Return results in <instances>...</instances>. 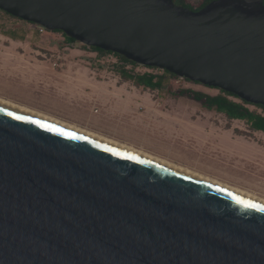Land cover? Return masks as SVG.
<instances>
[{
	"label": "water",
	"instance_id": "water-1",
	"mask_svg": "<svg viewBox=\"0 0 264 264\" xmlns=\"http://www.w3.org/2000/svg\"><path fill=\"white\" fill-rule=\"evenodd\" d=\"M0 11L264 107V0ZM0 264H264V205L0 104Z\"/></svg>",
	"mask_w": 264,
	"mask_h": 264
},
{
	"label": "rangeland",
	"instance_id": "rangeland-1",
	"mask_svg": "<svg viewBox=\"0 0 264 264\" xmlns=\"http://www.w3.org/2000/svg\"><path fill=\"white\" fill-rule=\"evenodd\" d=\"M184 1L197 7L202 0ZM11 17L0 11V31L15 30L24 41L9 50L0 45V98L264 198V133L169 92L217 95L219 89L171 76L160 89L134 87L119 77L114 55ZM39 59L43 68L31 65ZM63 68L67 75L56 72Z\"/></svg>",
	"mask_w": 264,
	"mask_h": 264
},
{
	"label": "trees",
	"instance_id": "trees-1",
	"mask_svg": "<svg viewBox=\"0 0 264 264\" xmlns=\"http://www.w3.org/2000/svg\"><path fill=\"white\" fill-rule=\"evenodd\" d=\"M210 0H202L200 4L197 7L192 6L191 4L185 2L184 0H174L176 4L179 5H185L193 10H198L202 6H204L206 3H208ZM7 14V13H6ZM9 17L11 15L7 14ZM12 19H17L23 23L26 24H32L27 21H22L19 18L11 17ZM34 25V24H33ZM35 26V25H34ZM37 29V27H35ZM52 32V31H51ZM53 32H59L61 33L65 40L69 43L76 42L74 39L68 37L66 34H64L61 31H53ZM0 33H3L5 35H8L9 37L15 39H24V37L17 36L15 34V30H5L0 31ZM92 51H95L97 53H106V54H112L114 55L120 62L117 63L116 71L119 74V77L121 80L124 81H131L132 84L136 87H142L143 89H149V90H155L160 89L163 81L168 77H174L177 78L175 75L163 71L162 74H154L149 72H130V69L133 67H139L136 63L127 60L126 58L116 54L112 53L110 51H105L97 47H89ZM148 67V66H145ZM154 68V67H149ZM184 79V78H183ZM187 80V79H185ZM220 94L217 95H209L204 94L202 92H192L187 90H176L171 89L169 92L173 95H188L191 98L195 99L200 103V105L207 109V110H215L216 112L224 114L228 119L230 120H244L252 130L261 131L264 133V115H262L259 112L250 110L246 104L247 102L240 100L237 98L234 94L219 90ZM231 97L239 99L238 101L233 100ZM258 108L261 109L262 112H264V107L261 105H255Z\"/></svg>",
	"mask_w": 264,
	"mask_h": 264
},
{
	"label": "bare ground",
	"instance_id": "bare-ground-1",
	"mask_svg": "<svg viewBox=\"0 0 264 264\" xmlns=\"http://www.w3.org/2000/svg\"><path fill=\"white\" fill-rule=\"evenodd\" d=\"M0 104L3 105V106H6V107L12 108L14 110L23 112L25 114L31 115L33 117L39 118L41 120L47 121L49 123L55 124L57 126L63 127L65 129L71 130L73 132L79 133L81 135L87 136L89 138L95 139L97 141H100L102 143L108 144L110 146L116 147L118 149H121L123 151L129 152L131 154L137 155L139 157H142L144 159L150 160L152 162H155L157 164L163 165L165 167L171 168V169L176 170L178 172H181L183 174L189 175L191 177H194L196 179H199L201 181H204L206 183L212 184L214 186H217L219 188H222L224 190L230 191L232 193H235L237 195L243 196L245 198H248L250 200L256 201V202L261 203V204L264 205V198H260L258 196H255V195H253L252 193H249L246 190H243V189L237 188V187H233V186H230L228 184H225V183L219 182L217 180L211 179L209 177L203 176V175L199 174V172H194V171H192L190 169H187L185 167L173 165L172 163H169L168 161H165L163 159H160L158 157L150 155V154H148L146 152L133 149L131 146H127L125 144L119 143V142H117V141H115L113 139L101 136V135L96 134V133H94L92 131H89V130H85V129L76 127L74 125L68 124L67 122L65 123L63 121H59V120L54 119L52 117L46 116L43 113L41 114L39 112H36V111L32 110V108L30 109V108L18 105L16 103L12 102V101L5 100V99H2V98H0Z\"/></svg>",
	"mask_w": 264,
	"mask_h": 264
},
{
	"label": "crops",
	"instance_id": "crops-1",
	"mask_svg": "<svg viewBox=\"0 0 264 264\" xmlns=\"http://www.w3.org/2000/svg\"><path fill=\"white\" fill-rule=\"evenodd\" d=\"M0 40H1V42L2 43H0V45H1V47H3V49H6V50H9V49H11V47L10 46H12V45H14L15 43H21L22 41H24V39H19V38H15V39H13V38H11V37H9L8 35H5V34H3V33H0ZM5 41V42H4ZM5 44H9L8 46H6ZM4 45H5V47H4ZM31 62H34V63H31V65L32 66H34V67H41V68H43V60L42 59H39V60H36V61H31ZM57 73H59V74H61V75H67L68 74V70H67V68H63V69H61V70H57L56 71ZM134 86V85H133ZM135 87V86H134ZM138 88H142V87H138ZM143 89V88H142ZM115 91H113V92H110V93H114ZM128 95L131 97L132 96V93H128ZM162 100V99H161ZM207 110V109H206ZM210 111V110H209ZM234 120V119H233Z\"/></svg>",
	"mask_w": 264,
	"mask_h": 264
},
{
	"label": "built area",
	"instance_id": "built-area-1",
	"mask_svg": "<svg viewBox=\"0 0 264 264\" xmlns=\"http://www.w3.org/2000/svg\"><path fill=\"white\" fill-rule=\"evenodd\" d=\"M35 27H37V26H35ZM37 30L39 32L45 31L43 28H40V27H37ZM141 67H144V69H146V71H148L149 73H154V74H162L164 71V70H160L158 68H149V67H145V66H141ZM178 79H181V78H177V81H178Z\"/></svg>",
	"mask_w": 264,
	"mask_h": 264
},
{
	"label": "flooded vegetation",
	"instance_id": "flooded-vegetation-1",
	"mask_svg": "<svg viewBox=\"0 0 264 264\" xmlns=\"http://www.w3.org/2000/svg\"><path fill=\"white\" fill-rule=\"evenodd\" d=\"M249 104V103H248ZM247 105V104H246ZM252 105H254V104H252ZM255 106V105H254ZM257 107V106H256ZM261 110V109H260ZM262 112V111H261ZM261 112H259V113H261ZM264 113V112H263ZM263 113H261L262 115H264ZM254 131H256V130H254ZM259 132V131H258Z\"/></svg>",
	"mask_w": 264,
	"mask_h": 264
},
{
	"label": "snow or ice",
	"instance_id": "snow-or-ice-1",
	"mask_svg": "<svg viewBox=\"0 0 264 264\" xmlns=\"http://www.w3.org/2000/svg\"><path fill=\"white\" fill-rule=\"evenodd\" d=\"M248 206H250V207H255V205H251V204H249Z\"/></svg>",
	"mask_w": 264,
	"mask_h": 264
}]
</instances>
